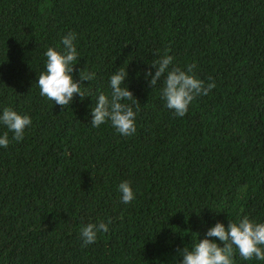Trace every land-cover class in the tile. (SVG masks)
Listing matches in <instances>:
<instances>
[{
  "label": "trees",
  "instance_id": "obj_1",
  "mask_svg": "<svg viewBox=\"0 0 264 264\" xmlns=\"http://www.w3.org/2000/svg\"><path fill=\"white\" fill-rule=\"evenodd\" d=\"M69 32L74 80L82 69L95 78L62 109L40 95L38 75ZM165 51L170 67L194 65L216 85L183 117L166 107L163 78L152 88L145 77ZM119 68L139 100L131 136L90 125ZM4 107L32 124L0 146V264H181L180 250L217 222L264 223V0H0ZM101 221L109 230L83 246L80 228Z\"/></svg>",
  "mask_w": 264,
  "mask_h": 264
},
{
  "label": "clouds",
  "instance_id": "obj_2",
  "mask_svg": "<svg viewBox=\"0 0 264 264\" xmlns=\"http://www.w3.org/2000/svg\"><path fill=\"white\" fill-rule=\"evenodd\" d=\"M76 39L77 34L69 32L62 37V52L57 48H47L45 71L38 75L40 95L61 106L62 109L70 105L77 94L83 99L85 97L84 91L81 90L83 81H92L95 78L94 72L83 69L79 81L73 78L75 61L79 56L74 43ZM173 59L165 51L151 64L155 74L153 75L149 69L145 77H151L149 83L152 88L163 78L161 95L166 107L176 116L183 117L198 96L208 95L216 85L214 81L205 84V81L197 78L193 72L194 65L187 66V70L170 67ZM127 77L128 71L123 68H119L110 77V96L101 92L94 106L91 107L92 127L96 128L110 121L112 127L121 135L131 136L136 133L137 113L133 105L138 109L139 100L125 84ZM126 101H132V104ZM0 124L8 129L0 135V146L7 148L10 143L9 132L13 133V140H23L25 129L32 124V118L18 113L12 107H4L0 113ZM118 190L124 203H130L135 198L128 181L120 183ZM108 230V224L103 221L82 226L80 236L83 246L94 243L98 233ZM211 238H218L223 243V247ZM235 250H238L244 260L255 258L264 261V223L250 219L248 216H244L238 222L230 220L227 227L222 222H217L206 232L205 238H199L191 249L186 246L180 250V255L183 257L181 264H233L232 257Z\"/></svg>",
  "mask_w": 264,
  "mask_h": 264
}]
</instances>
